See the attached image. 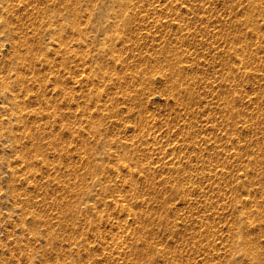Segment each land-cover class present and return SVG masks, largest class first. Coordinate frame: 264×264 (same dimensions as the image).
Segmentation results:
<instances>
[{
  "label": "rangeland",
  "instance_id": "rangeland-1",
  "mask_svg": "<svg viewBox=\"0 0 264 264\" xmlns=\"http://www.w3.org/2000/svg\"><path fill=\"white\" fill-rule=\"evenodd\" d=\"M0 264H264V0H0Z\"/></svg>",
  "mask_w": 264,
  "mask_h": 264
},
{
  "label": "bare ground",
  "instance_id": "bare-ground-1",
  "mask_svg": "<svg viewBox=\"0 0 264 264\" xmlns=\"http://www.w3.org/2000/svg\"><path fill=\"white\" fill-rule=\"evenodd\" d=\"M26 49V48H25ZM32 50V49H31ZM28 55V54H27ZM31 56V55H30Z\"/></svg>",
  "mask_w": 264,
  "mask_h": 264
}]
</instances>
